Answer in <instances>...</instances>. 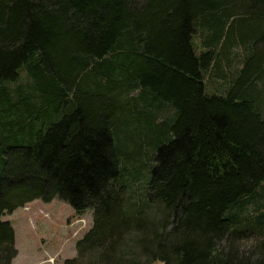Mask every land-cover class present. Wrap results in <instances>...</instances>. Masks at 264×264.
Listing matches in <instances>:
<instances>
[{
    "label": "trees",
    "instance_id": "16d2710c",
    "mask_svg": "<svg viewBox=\"0 0 264 264\" xmlns=\"http://www.w3.org/2000/svg\"><path fill=\"white\" fill-rule=\"evenodd\" d=\"M55 198L62 264H264V0H0V264Z\"/></svg>",
    "mask_w": 264,
    "mask_h": 264
},
{
    "label": "rangeland",
    "instance_id": "374dc122",
    "mask_svg": "<svg viewBox=\"0 0 264 264\" xmlns=\"http://www.w3.org/2000/svg\"><path fill=\"white\" fill-rule=\"evenodd\" d=\"M27 207H19L13 213H7L3 216V219L9 220L19 232L17 241L15 239V245L18 252L19 249L21 252L17 254L16 259L14 258V264H26L24 251L28 241L24 243L23 235L33 237L34 241L40 245V253L37 254L36 260H29L27 264H35L39 259H47L48 262L45 264H62L66 258H71L75 253V256L77 255L76 242L93 225V211L91 209L82 215L83 218L81 219L83 220L80 224L83 228L77 235L74 233L76 225H73L72 222L79 217H77L74 208L68 202L58 198L51 202L34 200L29 202ZM256 242V235L243 240L241 245L244 247L242 246L241 249L250 250L255 247ZM45 249L49 252H47L49 255L44 252ZM152 264L164 263L155 261Z\"/></svg>",
    "mask_w": 264,
    "mask_h": 264
},
{
    "label": "crops",
    "instance_id": "0c3cea01",
    "mask_svg": "<svg viewBox=\"0 0 264 264\" xmlns=\"http://www.w3.org/2000/svg\"><path fill=\"white\" fill-rule=\"evenodd\" d=\"M36 200H39V199H36ZM14 228H15V239H16V241H17V236H18V234H19V232H18V229L16 228V226H14ZM23 238H24V243L26 242V241H28V243H27V246H25V251H24V259H25V262H26V264L28 263V261L29 260H33V261H35L36 260V256H37V254L38 253H40V245H38L35 241H34V239H33V237H30V236H28V235H23ZM62 251V250H61ZM21 252V250L19 249V252L18 253H20ZM44 252H48L46 249L44 250ZM49 253V252H48ZM47 253V255H49ZM53 254V253H52ZM76 254V253H75ZM75 254L73 255V256H71V257H75ZM41 255V254H40ZM54 255H56V254H54ZM42 256V258H44L43 257V255H41ZM16 259V258H15ZM15 259L13 260V262H12V264H14V262H15ZM47 259H39V260H37L36 262H35V264H45L46 262H48V261H46Z\"/></svg>",
    "mask_w": 264,
    "mask_h": 264
},
{
    "label": "built area",
    "instance_id": "2783aa9c",
    "mask_svg": "<svg viewBox=\"0 0 264 264\" xmlns=\"http://www.w3.org/2000/svg\"><path fill=\"white\" fill-rule=\"evenodd\" d=\"M24 208H28L27 205ZM80 218H76L72 223L73 225H76V230H74V233H76L77 235L80 233V230L83 228V226L80 224V222L83 220Z\"/></svg>",
    "mask_w": 264,
    "mask_h": 264
}]
</instances>
